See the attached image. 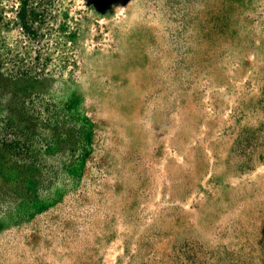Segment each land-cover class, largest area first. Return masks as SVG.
I'll use <instances>...</instances> for the list:
<instances>
[{
    "label": "rangeland",
    "instance_id": "374dc122",
    "mask_svg": "<svg viewBox=\"0 0 264 264\" xmlns=\"http://www.w3.org/2000/svg\"><path fill=\"white\" fill-rule=\"evenodd\" d=\"M0 264H264V0H0Z\"/></svg>",
    "mask_w": 264,
    "mask_h": 264
}]
</instances>
